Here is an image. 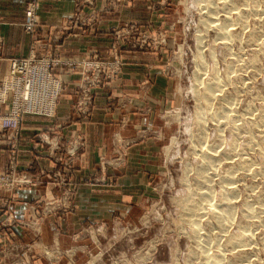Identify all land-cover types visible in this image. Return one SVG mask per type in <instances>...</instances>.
I'll return each mask as SVG.
<instances>
[{
    "label": "rangeland",
    "instance_id": "rangeland-1",
    "mask_svg": "<svg viewBox=\"0 0 264 264\" xmlns=\"http://www.w3.org/2000/svg\"><path fill=\"white\" fill-rule=\"evenodd\" d=\"M96 1L73 0V13L46 35L39 13L43 0H28L23 27L33 6L38 27L34 35L24 27L32 36L29 53L11 59L55 64L61 96L66 79L60 73L73 71L79 83L76 108L87 115L94 91L121 74L126 52L133 51V75L143 76L133 81V169L136 177L146 173L148 179L141 188L133 182V215L113 213L100 241H88L72 259L59 256L58 264H75V258L78 264H264V0H133V21L108 26L106 50L65 55L62 47L74 30L96 35L102 28ZM122 2L105 0V8L114 10ZM3 43L0 35V59ZM82 77L94 84L87 87L92 97L87 106L80 104ZM61 96L55 116L43 117H57ZM6 106L1 113L9 111ZM54 138L37 144L58 151L63 165L52 173L64 185L81 142L79 136ZM6 140L12 142L11 153L0 172L27 181L2 191L13 193L34 182L20 170L19 158L11 168L19 139ZM117 156L125 160L129 152ZM106 159L112 158L101 157L106 170L113 169ZM100 181L116 183L112 177ZM77 184L66 187L58 207H72ZM13 214L9 207L0 220V256L21 252L20 262L5 259L44 264L34 241L18 244L12 231L34 217Z\"/></svg>",
    "mask_w": 264,
    "mask_h": 264
},
{
    "label": "crops",
    "instance_id": "crops-1",
    "mask_svg": "<svg viewBox=\"0 0 264 264\" xmlns=\"http://www.w3.org/2000/svg\"><path fill=\"white\" fill-rule=\"evenodd\" d=\"M27 1L0 0V35L4 40L0 76L9 72L11 57L29 53L32 36L23 27ZM96 4L101 10L102 28L96 35L74 30L62 47L65 55H78L92 48L104 51L111 41L108 26L133 21V0H123L114 10H106L105 0H97ZM74 6L73 0H43L39 12L43 33H56L73 13ZM60 74L66 79V88L57 117L28 115L22 124L18 141L19 168L32 179L33 185L13 193H0V220L9 207L17 218L34 217L35 221H29L25 226L13 225L12 231L19 236L18 244L34 241V247L38 251L40 249L36 257L44 264H58L61 255L72 259L74 254L88 248V241H100L113 213L133 215V182L136 180L141 188L148 179L146 173H139L136 177L137 172L133 169V81L138 82L143 77L133 75V51L126 52L121 74L94 91V102L87 115H82L76 108L79 100L77 76L69 70ZM6 108L0 104V111L4 112ZM52 135H56L55 141L79 136L81 142L76 157L70 161V177L64 185H60L52 173L63 165L57 159L58 151L37 144ZM11 144L9 140L0 139V169L10 158ZM123 150L129 152L128 158L117 160L115 157L119 152H125ZM102 156L112 158L106 160L107 164H114L113 169L108 166L106 170ZM105 177L115 179V185L100 181ZM74 183L78 184L72 193V207H58V197ZM92 224L98 225V229L89 228ZM100 230L103 231L99 233ZM85 232H90V235ZM20 253L4 258L0 256V264H9L5 257L20 262L23 259ZM74 263L78 264L79 259L75 258Z\"/></svg>",
    "mask_w": 264,
    "mask_h": 264
},
{
    "label": "built area",
    "instance_id": "built-area-1",
    "mask_svg": "<svg viewBox=\"0 0 264 264\" xmlns=\"http://www.w3.org/2000/svg\"><path fill=\"white\" fill-rule=\"evenodd\" d=\"M28 13L24 24L26 32L34 35L38 27L34 8ZM55 65V64H54ZM54 65H44L35 57H17L11 59L9 72L0 80V104L9 105V111L0 112V139L18 141L21 135V126L26 115L55 116L59 97L64 89L63 82L53 73ZM119 71V68L116 73ZM94 85L82 77L80 89L84 92L83 106L92 102L87 94V87ZM85 112V111H84ZM16 141V142H17ZM11 168L18 164V147L14 145L12 151ZM14 173L0 172V192L9 191L27 183L26 180L14 177ZM14 182L17 185L13 184Z\"/></svg>",
    "mask_w": 264,
    "mask_h": 264
},
{
    "label": "bare ground",
    "instance_id": "bare-ground-1",
    "mask_svg": "<svg viewBox=\"0 0 264 264\" xmlns=\"http://www.w3.org/2000/svg\"><path fill=\"white\" fill-rule=\"evenodd\" d=\"M205 96H208V93L207 94H205ZM201 101V100H200ZM199 107V106H198ZM201 110V109H200ZM199 112H201V111H199ZM199 112H198V114H199ZM197 116V115H196ZM199 117V116H198ZM252 172V171H251ZM247 176V175H246ZM227 179V178H226ZM233 199V198H232Z\"/></svg>",
    "mask_w": 264,
    "mask_h": 264
}]
</instances>
